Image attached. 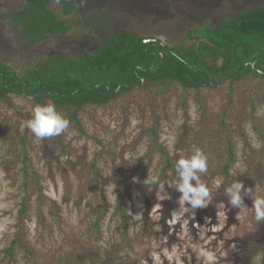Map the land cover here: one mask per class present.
<instances>
[{
	"label": "rangeland",
	"instance_id": "374dc122",
	"mask_svg": "<svg viewBox=\"0 0 264 264\" xmlns=\"http://www.w3.org/2000/svg\"><path fill=\"white\" fill-rule=\"evenodd\" d=\"M78 1L79 11L65 16L59 0H51L72 28L32 44L20 39L19 26L7 16L25 0H0V61L22 73L31 55L64 52L79 58L114 30L135 31L167 45L189 41L187 30L194 22L218 24L226 14L264 3ZM168 92L135 87L107 105H88L78 113L81 128L63 111L68 129L41 140L23 126L37 103L23 96L0 98V264H264V239L255 246L242 243L259 236L264 226L255 219L251 196H245L242 208H233L221 189L239 179L255 195H264V78ZM224 120L235 156L228 174L223 172L231 157ZM193 147L208 157L201 179L210 188L211 202L180 211L182 193L171 189L175 162ZM149 171L170 193L166 203L156 195L159 185L143 183ZM119 196L129 214L124 236ZM19 236L32 252L17 241L12 258L5 249Z\"/></svg>",
	"mask_w": 264,
	"mask_h": 264
},
{
	"label": "trees",
	"instance_id": "16d2710c",
	"mask_svg": "<svg viewBox=\"0 0 264 264\" xmlns=\"http://www.w3.org/2000/svg\"><path fill=\"white\" fill-rule=\"evenodd\" d=\"M59 3L65 16L79 11L78 0H59ZM7 16L19 26V37L25 43H42L52 36L66 35L72 28L69 20L51 7V0H25L23 9ZM186 37L189 41L167 45L135 31L114 30L99 38V47L84 51L79 58L64 52L45 57L31 55L22 73L0 61V98L23 96L37 104L53 103L58 111H67L81 128L79 111L88 105H107L135 87H154L158 93L167 94L179 86L183 90L197 91L214 88L225 81L264 78V3L249 5L233 16L226 14L218 24H211L209 20L194 22ZM221 124L229 136L231 157L223 167V172L228 174L235 156L229 125L225 120ZM152 130L155 132V127ZM260 135L264 138L263 133ZM25 138L21 143L27 148ZM25 156L27 160V154ZM123 190L124 187L117 192ZM25 206L24 201L23 214ZM117 210L123 215L124 236L130 226L121 196L117 199ZM20 238L5 249L12 258L17 241L27 252H32ZM260 239H264V226L260 227L259 236L252 237V241L247 237L242 243L255 246Z\"/></svg>",
	"mask_w": 264,
	"mask_h": 264
},
{
	"label": "clouds",
	"instance_id": "9594fccd",
	"mask_svg": "<svg viewBox=\"0 0 264 264\" xmlns=\"http://www.w3.org/2000/svg\"><path fill=\"white\" fill-rule=\"evenodd\" d=\"M69 119L53 103L37 104L32 109L31 118L24 123L37 140L51 138L61 135L69 127ZM139 157L136 156L135 159ZM240 168V165H236ZM177 174L174 188L182 193L178 199L180 211L185 210L186 206L195 210L205 208L211 202L210 188L202 181L201 174L208 171V157L199 147H193L190 155H182L175 162ZM243 172V169H241ZM145 185H159L160 190L156 195L159 200L170 198V194L163 191L159 176L153 175L150 171L143 181ZM224 194L228 197V203L233 208H242L244 198L250 195L253 201L255 219L257 222L264 221V195H255L251 187L245 188L244 183L237 179L227 185ZM176 211H173V215ZM219 215V213H218ZM211 259V257H209Z\"/></svg>",
	"mask_w": 264,
	"mask_h": 264
},
{
	"label": "flooded vegetation",
	"instance_id": "af4514ba",
	"mask_svg": "<svg viewBox=\"0 0 264 264\" xmlns=\"http://www.w3.org/2000/svg\"><path fill=\"white\" fill-rule=\"evenodd\" d=\"M24 5H25V2H24ZM24 5H23V7H24ZM23 7H21L20 9H17L16 11H12V13H15V12H17V11L23 9ZM38 44H39V43H38Z\"/></svg>",
	"mask_w": 264,
	"mask_h": 264
},
{
	"label": "water",
	"instance_id": "95a60500",
	"mask_svg": "<svg viewBox=\"0 0 264 264\" xmlns=\"http://www.w3.org/2000/svg\"><path fill=\"white\" fill-rule=\"evenodd\" d=\"M159 42H162L160 39H157ZM250 61H248L246 64H248ZM245 64V65H246ZM227 79V77L225 78V80Z\"/></svg>",
	"mask_w": 264,
	"mask_h": 264
}]
</instances>
